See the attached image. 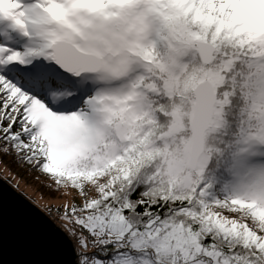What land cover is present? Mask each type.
Segmentation results:
<instances>
[{
    "label": "snow or ice",
    "instance_id": "obj_1",
    "mask_svg": "<svg viewBox=\"0 0 264 264\" xmlns=\"http://www.w3.org/2000/svg\"><path fill=\"white\" fill-rule=\"evenodd\" d=\"M0 156L70 264H264V0H0Z\"/></svg>",
    "mask_w": 264,
    "mask_h": 264
},
{
    "label": "water",
    "instance_id": "obj_2",
    "mask_svg": "<svg viewBox=\"0 0 264 264\" xmlns=\"http://www.w3.org/2000/svg\"><path fill=\"white\" fill-rule=\"evenodd\" d=\"M0 182H3V189L0 192V201H2L5 209V228H6V242L4 247V259L9 264H17L20 261L26 260H44L57 259L63 264H70L72 260L71 254L66 247H58L55 254H48L49 250L45 244V237L43 235L36 237H25L16 231L17 226L14 225L13 214L19 209V201L17 196L25 198L22 194L16 191L13 187L9 188V184L0 177ZM14 189V192H13ZM27 201V198H25ZM31 202V201H30ZM35 205L33 202H31ZM40 209L37 205H35ZM41 210V209H40ZM42 211V210H41ZM43 212V211H42ZM46 214L45 212H43ZM52 223L57 229L59 226L52 220Z\"/></svg>",
    "mask_w": 264,
    "mask_h": 264
},
{
    "label": "rangeland",
    "instance_id": "obj_3",
    "mask_svg": "<svg viewBox=\"0 0 264 264\" xmlns=\"http://www.w3.org/2000/svg\"><path fill=\"white\" fill-rule=\"evenodd\" d=\"M8 161L9 156H0V177L46 214H48L49 207L62 208L65 203L71 202V194L65 198L53 197L44 187V183L47 182L46 177L41 176V179L37 180L39 173L31 171L28 166H11ZM50 217L57 226L63 227V222L58 219L57 215Z\"/></svg>",
    "mask_w": 264,
    "mask_h": 264
},
{
    "label": "trees",
    "instance_id": "obj_4",
    "mask_svg": "<svg viewBox=\"0 0 264 264\" xmlns=\"http://www.w3.org/2000/svg\"><path fill=\"white\" fill-rule=\"evenodd\" d=\"M8 163H9V165H11V166H14V165L18 166V164L15 163L14 157H11V156H9V161H8ZM44 192H45V191H44Z\"/></svg>",
    "mask_w": 264,
    "mask_h": 264
}]
</instances>
